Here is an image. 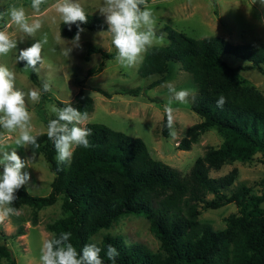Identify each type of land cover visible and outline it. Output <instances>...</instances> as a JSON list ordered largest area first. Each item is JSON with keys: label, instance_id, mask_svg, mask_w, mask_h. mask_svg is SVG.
<instances>
[{"label": "trees", "instance_id": "16d2710c", "mask_svg": "<svg viewBox=\"0 0 264 264\" xmlns=\"http://www.w3.org/2000/svg\"><path fill=\"white\" fill-rule=\"evenodd\" d=\"M85 13L88 22L80 27L107 29L99 16ZM165 29L167 42L148 49L137 73L140 76L157 73L147 83L151 87L164 81L168 61H179L196 85L195 100L191 99L189 105L201 119L189 124L175 145L188 149L200 132L212 126L222 134L218 145L207 146L188 171L181 174L175 167L152 157L140 137L101 122H84L83 127L92 130L89 139L93 146L75 147L70 164H58L47 131L35 133L39 147L26 146L32 153H41L53 172L50 189L37 195L28 192L24 185L11 206L16 209L29 206L30 222L34 224L37 210L60 196L64 214L45 223L51 233L49 239L71 232L70 242L78 252L85 244L96 243L102 249L104 264H112L106 255L109 244L119 251L116 264H264V189L252 192L244 182L229 187L228 175H209L210 169L223 162L246 161L255 152L264 154V93L244 83L239 76L240 69L250 67L264 73V43H233L220 35L192 37L170 26ZM58 32L72 38L77 26L66 25L62 20ZM92 52H98L101 59L87 68L85 75L98 72L104 59L114 56V52L97 44H86L84 58ZM223 53H232L248 62L231 65L221 57ZM25 64L16 60L18 67ZM30 78L38 83L35 72ZM93 89L110 95L100 86ZM124 91L135 94L138 87ZM220 95L227 99L222 109L216 106ZM54 102L59 108L71 103L86 113L92 109V99L81 89L75 92L72 101L54 98ZM55 118V115L44 118V122L48 125ZM166 123L167 116L163 114L160 133L164 136L168 135ZM261 179L264 181V177ZM207 193L213 197L206 199ZM199 202L211 208L233 202L237 212L228 214L224 226L214 229L208 222L198 220ZM129 213L142 214L147 219L149 230L158 240V250L152 251L136 241L126 243L122 235L109 232L103 233L99 240L93 239L100 228L109 227ZM15 232L22 233L21 225ZM3 260L17 264L9 247L2 242L0 264H4Z\"/></svg>", "mask_w": 264, "mask_h": 264}, {"label": "rangeland", "instance_id": "374dc122", "mask_svg": "<svg viewBox=\"0 0 264 264\" xmlns=\"http://www.w3.org/2000/svg\"><path fill=\"white\" fill-rule=\"evenodd\" d=\"M79 3L87 13H93L105 21L100 13L104 0H73ZM149 8L156 17L155 31L157 36L163 35L164 40L154 45L167 42L165 26H170L192 37L206 35H220L233 43L249 42L264 43V0H147ZM57 0H46L41 5L39 13L31 8V0H0V13L12 6L25 9L29 23L39 19L42 27L35 36L29 37L19 27L10 23L9 17L0 19V31H6L17 41V48L7 55L0 56V65H4L15 73V88L24 92L25 103L31 114L32 134L47 131L44 118L54 116L53 107L59 108L55 99L72 101L75 92L81 89L84 95L92 99V109L87 112L86 121L101 122L107 126L123 131L131 136L140 137L146 145L149 154L175 167L181 174L188 171L195 157L202 154L207 146H216L222 139V134L215 127H208L197 136L188 149L176 147L177 140L183 135L185 128L201 117L188 104L174 102V130L175 135L164 136L160 133V122L164 113V106L171 99L167 85L173 84L177 90L193 89L196 85L191 73L180 67L179 61H168L164 72V81L147 87V83L158 76L157 73L140 76L137 66L125 68L115 59L116 49L112 45L111 34L107 29H87L80 34V47H73L72 38L64 37L58 32V24L62 21L55 9ZM107 24V23H106ZM47 36V43L42 49V64L36 67L38 71L26 68V64L18 67L16 55L20 50L30 47L35 41ZM60 36L61 39H58ZM99 45L103 50L114 52V56L104 59V64L98 72L85 75L87 68L97 65L101 57L98 52H92L84 58L86 44ZM65 47L73 50L67 58L63 55ZM231 65L244 64L248 61L232 53L221 55ZM264 68V63L262 64ZM35 72L38 83H33L30 74ZM239 76L246 84H250L264 93V73L255 67L240 69ZM44 83L50 85L49 92L44 93L38 102L31 101L27 93L30 90H40ZM100 86L110 95L104 96L94 90ZM138 87L135 94L124 90ZM84 121V122H86ZM83 122V124H84ZM83 124L81 125L83 127ZM19 130L9 133L0 128V140L4 147L11 151L16 150L27 166L22 172H27L30 179L25 186L28 192L37 195L46 194L53 172L49 170L41 153L28 151L27 146H17L15 140ZM57 153L55 154V158ZM264 154L255 152L251 159L246 161H226L218 168L210 169L209 175L226 174L233 187L238 182L247 184L252 192L264 189ZM57 160V159H56ZM3 168L0 166V173ZM212 193L205 195L211 199ZM18 214L0 222V243H5L17 264H41L40 249L44 240L49 239L51 233L45 228V223L64 214L60 207V196L50 205L37 210L36 222H30V210L27 205L17 208ZM197 218L208 222L214 229L225 224V218L230 213H236L237 207L233 202H227L218 207H206L199 202ZM22 227V233L17 234L15 229ZM122 235L124 242H139L150 250H158V240L148 228L147 219L142 214H125L117 218L107 228H100L92 237L99 240L103 233ZM4 264H7L3 260Z\"/></svg>", "mask_w": 264, "mask_h": 264}, {"label": "clouds", "instance_id": "9594fccd", "mask_svg": "<svg viewBox=\"0 0 264 264\" xmlns=\"http://www.w3.org/2000/svg\"><path fill=\"white\" fill-rule=\"evenodd\" d=\"M44 3L46 0H31V8L39 13ZM54 7L64 24L69 26L76 24L77 33L70 43L73 47H80V34L85 31L80 25L88 22L85 10L73 0H57ZM99 11L108 25L107 32L111 34L112 45L117 53L115 59L125 68H132L142 63L148 49L164 40L163 35L156 34V17L149 8L147 0H104ZM5 15L9 17L10 23L17 25L29 37L35 36L42 27L39 19L29 23L22 6H12L0 13V19ZM58 39H61L60 36ZM47 42L45 35L30 47L20 50L16 60L25 61L26 68L38 71L36 66L43 63L41 53ZM16 48L17 41L6 31H0V56L7 55ZM72 50V47H65L63 55L68 58ZM167 88L171 99L164 106V113L167 116L166 127L170 130V135H175L172 104L174 102L188 104L190 97L195 100V92L193 89L177 90L171 83ZM50 90V85L44 83L42 91L30 90L27 96L31 101L38 102L42 92L46 93ZM25 95L15 88V73L8 67L0 65V128L9 133L19 130V136L15 140L17 146L39 147L37 136L31 132L32 117L26 107ZM226 103L227 99L223 95L216 100V106L221 109ZM52 111L56 118L48 122L47 137L53 142L58 164H70L75 147L87 149L93 146L89 139L93 134L92 130L81 126L88 119V114L72 106L71 103L62 108L53 107ZM0 166L3 168L0 173V222H3L12 215L18 214V210L11 205L18 199L17 191L30 177L27 172H22L27 166L26 161L21 160L15 149L8 151L2 140H0ZM71 236V232H62L59 237L53 236L44 240L40 249L41 264H104L100 256L101 247L96 243H89L78 252L70 242ZM106 255L112 264H116L119 251L109 244Z\"/></svg>", "mask_w": 264, "mask_h": 264}]
</instances>
